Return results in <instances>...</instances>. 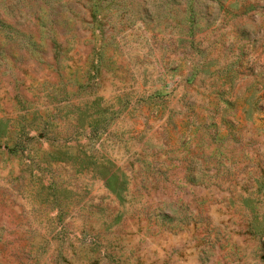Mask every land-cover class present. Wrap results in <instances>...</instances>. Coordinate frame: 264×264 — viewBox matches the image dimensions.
<instances>
[{"label":"rangeland","instance_id":"obj_1","mask_svg":"<svg viewBox=\"0 0 264 264\" xmlns=\"http://www.w3.org/2000/svg\"><path fill=\"white\" fill-rule=\"evenodd\" d=\"M0 264H264V0H0Z\"/></svg>","mask_w":264,"mask_h":264}]
</instances>
